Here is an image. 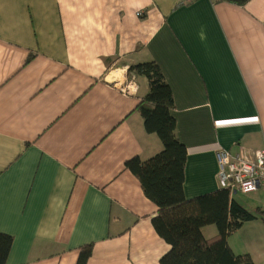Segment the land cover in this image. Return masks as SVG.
Segmentation results:
<instances>
[{
    "label": "crops",
    "instance_id": "1",
    "mask_svg": "<svg viewBox=\"0 0 264 264\" xmlns=\"http://www.w3.org/2000/svg\"><path fill=\"white\" fill-rule=\"evenodd\" d=\"M146 62L173 92L186 198L219 191V151L264 150V0H0L7 264H77L87 245L88 264H160L170 251L152 224L158 207L126 166L163 150L137 111L147 79L122 91ZM258 198L243 202L264 215ZM246 254L264 264V253Z\"/></svg>",
    "mask_w": 264,
    "mask_h": 264
},
{
    "label": "trees",
    "instance_id": "2",
    "mask_svg": "<svg viewBox=\"0 0 264 264\" xmlns=\"http://www.w3.org/2000/svg\"><path fill=\"white\" fill-rule=\"evenodd\" d=\"M245 6L250 0H216ZM128 74L147 79L149 91L137 111L148 134L160 139L163 150L147 161L133 159L127 169L139 180L145 196L159 209L153 219L158 236L170 251L160 264H254L249 254L237 255L228 239L256 216L244 208L228 189L188 200L184 192L187 148L177 136L173 116L175 99L156 62L130 67ZM261 212V211H260ZM216 226L218 235L206 239L202 230ZM13 238L0 233V264H7ZM93 245L82 248L77 264H88Z\"/></svg>",
    "mask_w": 264,
    "mask_h": 264
},
{
    "label": "built area",
    "instance_id": "3",
    "mask_svg": "<svg viewBox=\"0 0 264 264\" xmlns=\"http://www.w3.org/2000/svg\"><path fill=\"white\" fill-rule=\"evenodd\" d=\"M188 2L190 0H182ZM136 77L131 76L128 84L123 86V93L130 95L137 89ZM219 164V183L221 188L232 194L250 195L264 190V150L253 155L233 156L225 150L217 153Z\"/></svg>",
    "mask_w": 264,
    "mask_h": 264
},
{
    "label": "rangeland",
    "instance_id": "4",
    "mask_svg": "<svg viewBox=\"0 0 264 264\" xmlns=\"http://www.w3.org/2000/svg\"><path fill=\"white\" fill-rule=\"evenodd\" d=\"M236 200L249 212L259 217V222L250 223L245 228L239 230L233 236L229 238L230 245L233 246L235 254L241 255L246 252H253L256 255L262 256L264 253V215H261L256 211V208L252 207L249 209L244 203V200L256 199L257 197H244L238 194ZM252 200V201H253ZM260 202H264V196L258 198ZM254 203V202H253ZM246 204V205H245ZM255 204H253L254 206ZM249 206V205H248ZM256 207V206H255ZM218 229L216 226H208L204 231L206 238L211 239L218 235Z\"/></svg>",
    "mask_w": 264,
    "mask_h": 264
}]
</instances>
